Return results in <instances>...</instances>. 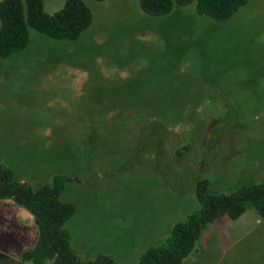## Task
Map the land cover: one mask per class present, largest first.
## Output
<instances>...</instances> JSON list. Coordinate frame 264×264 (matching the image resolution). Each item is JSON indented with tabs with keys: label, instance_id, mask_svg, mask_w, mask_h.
Wrapping results in <instances>:
<instances>
[{
	"label": "rangeland",
	"instance_id": "obj_1",
	"mask_svg": "<svg viewBox=\"0 0 264 264\" xmlns=\"http://www.w3.org/2000/svg\"><path fill=\"white\" fill-rule=\"evenodd\" d=\"M82 1L93 21L77 40L30 29L0 58V167L33 188L68 178L83 258L140 264L200 210V181L217 194L264 181V0L227 21L195 3L155 16L139 0ZM183 264H264V218L223 216Z\"/></svg>",
	"mask_w": 264,
	"mask_h": 264
},
{
	"label": "trees",
	"instance_id": "obj_2",
	"mask_svg": "<svg viewBox=\"0 0 264 264\" xmlns=\"http://www.w3.org/2000/svg\"><path fill=\"white\" fill-rule=\"evenodd\" d=\"M104 1V0H98ZM142 10L151 15L171 13L176 6L196 4L200 15L217 21L229 20L246 0H139ZM93 21L89 7L82 0H67L64 8L49 15L44 0H2L0 2V58L25 50L30 42V29L56 40H77ZM69 179L56 176L52 183L33 188L14 178V172L0 167V199L13 200L35 218L39 231L35 247L24 251L14 264H118L108 255L82 261L72 246L66 223L76 213L74 204L63 202L61 195ZM197 197L201 208L186 221L174 225L167 242L149 248L140 264H183L193 251L202 232L228 216L236 220L251 206L264 218V181L243 187L231 194L212 192L208 180L197 184Z\"/></svg>",
	"mask_w": 264,
	"mask_h": 264
},
{
	"label": "crops",
	"instance_id": "obj_3",
	"mask_svg": "<svg viewBox=\"0 0 264 264\" xmlns=\"http://www.w3.org/2000/svg\"><path fill=\"white\" fill-rule=\"evenodd\" d=\"M35 225H36L35 218L29 211H27L22 207H19L13 200L11 201L10 199H1L0 251L3 253H7L11 258L18 259L24 251L35 247L39 237V231ZM69 234L71 237L72 246L74 247V249L77 252V255L82 261H90L96 259V258H92V259L88 258L89 256H86L87 259L83 258L85 256L79 253V249L85 252V248L82 247L78 248L74 246L73 236L70 233V231ZM12 239L15 241V243H13L15 244L14 247H11L13 245L10 242ZM143 251L144 252L142 253L144 254L147 251V248ZM143 254L140 257H142ZM103 255H108L111 258H113L115 261H117L116 258L113 257L108 252H99L97 257Z\"/></svg>",
	"mask_w": 264,
	"mask_h": 264
},
{
	"label": "water",
	"instance_id": "obj_4",
	"mask_svg": "<svg viewBox=\"0 0 264 264\" xmlns=\"http://www.w3.org/2000/svg\"><path fill=\"white\" fill-rule=\"evenodd\" d=\"M11 257L3 252L0 251V262L1 261H4V260H8L10 259Z\"/></svg>",
	"mask_w": 264,
	"mask_h": 264
},
{
	"label": "flooded vegetation",
	"instance_id": "obj_5",
	"mask_svg": "<svg viewBox=\"0 0 264 264\" xmlns=\"http://www.w3.org/2000/svg\"><path fill=\"white\" fill-rule=\"evenodd\" d=\"M0 264H14L11 259L1 261Z\"/></svg>",
	"mask_w": 264,
	"mask_h": 264
}]
</instances>
